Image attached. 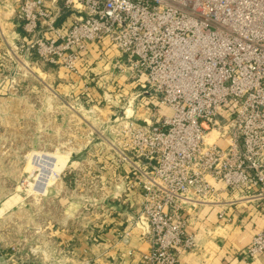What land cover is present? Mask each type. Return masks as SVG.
<instances>
[{
  "label": "built area",
  "instance_id": "2783aa9c",
  "mask_svg": "<svg viewBox=\"0 0 264 264\" xmlns=\"http://www.w3.org/2000/svg\"><path fill=\"white\" fill-rule=\"evenodd\" d=\"M18 16L29 38L18 58L81 75L83 53L107 39L112 70L138 87L104 146L89 150L131 168L136 226L148 223L142 264H183L182 250L197 246L185 207L210 202L216 185L264 211V0H21ZM245 253H264V229Z\"/></svg>",
  "mask_w": 264,
  "mask_h": 264
},
{
  "label": "crops",
  "instance_id": "0c3cea01",
  "mask_svg": "<svg viewBox=\"0 0 264 264\" xmlns=\"http://www.w3.org/2000/svg\"><path fill=\"white\" fill-rule=\"evenodd\" d=\"M20 1L0 0V66L9 54L18 58L19 44L23 39L29 40L18 16ZM114 55L116 50L107 39L90 45L80 61L81 75L70 74L32 56V91L43 94L48 89L55 98L83 101L87 97L104 99L106 84L113 95V106L124 107L127 99L136 97L138 87L114 73ZM94 154L89 148L73 153L63 167L61 184L58 183L66 191L64 183L68 180L71 190L69 195H57L62 206L57 215L60 226L52 230L55 243L50 248L47 245V250H54L58 261L65 264H142L143 253L150 250L145 234L148 223L144 220L136 226L142 194L129 188L131 168L127 163L116 162L104 147ZM67 173L73 174L74 179H66ZM216 186L220 189L210 202L185 207L186 231L194 235L197 246L182 250L181 261L264 264V253L254 257L245 253V248L264 229L261 201L243 200L239 192L224 189L222 184ZM4 212L0 207V214ZM96 234L101 235V241L95 240Z\"/></svg>",
  "mask_w": 264,
  "mask_h": 264
},
{
  "label": "rangeland",
  "instance_id": "374dc122",
  "mask_svg": "<svg viewBox=\"0 0 264 264\" xmlns=\"http://www.w3.org/2000/svg\"><path fill=\"white\" fill-rule=\"evenodd\" d=\"M26 61L9 54L0 66V254L7 255L0 264H65L47 250L59 225L57 195L71 190L68 180L61 190L58 175L73 153L104 146L111 114L121 115L127 106L115 108L109 98L95 105L55 98L48 89L34 92Z\"/></svg>",
  "mask_w": 264,
  "mask_h": 264
},
{
  "label": "trees",
  "instance_id": "16d2710c",
  "mask_svg": "<svg viewBox=\"0 0 264 264\" xmlns=\"http://www.w3.org/2000/svg\"><path fill=\"white\" fill-rule=\"evenodd\" d=\"M34 57H37V59H39L40 60V58L38 57V56H34ZM88 98V97H87ZM87 98H85L84 100H87ZM74 175L73 174H71V173H67L66 174V179H74V177H73ZM95 240L97 241V242H99V241H101V235L100 234H96V236H95Z\"/></svg>",
  "mask_w": 264,
  "mask_h": 264
}]
</instances>
